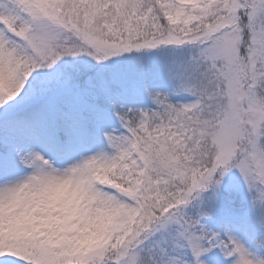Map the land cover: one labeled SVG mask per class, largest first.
Segmentation results:
<instances>
[{
  "label": "snow or ice",
  "instance_id": "6c2138e0",
  "mask_svg": "<svg viewBox=\"0 0 264 264\" xmlns=\"http://www.w3.org/2000/svg\"><path fill=\"white\" fill-rule=\"evenodd\" d=\"M0 264H264V0H0Z\"/></svg>",
  "mask_w": 264,
  "mask_h": 264
}]
</instances>
